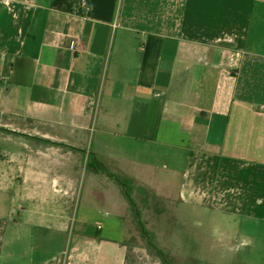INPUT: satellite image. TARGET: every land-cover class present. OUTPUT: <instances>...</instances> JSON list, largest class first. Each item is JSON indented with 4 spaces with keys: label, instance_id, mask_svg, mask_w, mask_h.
Returning a JSON list of instances; mask_svg holds the SVG:
<instances>
[{
    "label": "crops",
    "instance_id": "0c3cea01",
    "mask_svg": "<svg viewBox=\"0 0 264 264\" xmlns=\"http://www.w3.org/2000/svg\"><path fill=\"white\" fill-rule=\"evenodd\" d=\"M91 154L264 264V0H0V264H125Z\"/></svg>",
    "mask_w": 264,
    "mask_h": 264
},
{
    "label": "rangeland",
    "instance_id": "374dc122",
    "mask_svg": "<svg viewBox=\"0 0 264 264\" xmlns=\"http://www.w3.org/2000/svg\"><path fill=\"white\" fill-rule=\"evenodd\" d=\"M86 171L89 172L87 168ZM138 205L145 227L155 235L157 243L174 258L176 264H232V257L223 250L215 221L208 213L190 207L169 210V207L160 204ZM100 223L103 235L117 237L110 233L116 221L101 220ZM125 225L124 241L131 248L133 264H161L147 251L132 214Z\"/></svg>",
    "mask_w": 264,
    "mask_h": 264
},
{
    "label": "trees",
    "instance_id": "16d2710c",
    "mask_svg": "<svg viewBox=\"0 0 264 264\" xmlns=\"http://www.w3.org/2000/svg\"><path fill=\"white\" fill-rule=\"evenodd\" d=\"M1 131L9 133L7 130L1 129ZM41 141H44V140H41ZM44 142H47V141H44ZM87 170L93 173L104 174L116 182V184L121 188L124 194V197L128 201L130 212L133 215V218L135 219V223L138 227L140 237L146 243L147 251L151 253L152 255H154L155 257H157L161 264H176L174 258L171 257L170 254L166 252L157 243L155 235L145 227V224L142 221V214H141L140 207L132 198L130 182L125 178H122L120 176L110 173L106 169L105 165L101 163L94 154L89 155V158L87 161ZM124 245L127 247V255L125 259V264H133L131 248L129 244L126 243L125 241H124Z\"/></svg>",
    "mask_w": 264,
    "mask_h": 264
},
{
    "label": "built area",
    "instance_id": "2783aa9c",
    "mask_svg": "<svg viewBox=\"0 0 264 264\" xmlns=\"http://www.w3.org/2000/svg\"><path fill=\"white\" fill-rule=\"evenodd\" d=\"M74 47V46H73Z\"/></svg>",
    "mask_w": 264,
    "mask_h": 264
}]
</instances>
